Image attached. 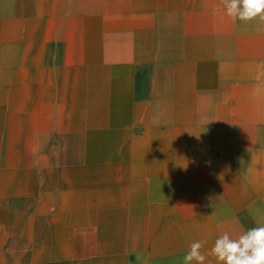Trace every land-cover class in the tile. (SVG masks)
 I'll return each instance as SVG.
<instances>
[{"label":"crops","instance_id":"1","mask_svg":"<svg viewBox=\"0 0 264 264\" xmlns=\"http://www.w3.org/2000/svg\"><path fill=\"white\" fill-rule=\"evenodd\" d=\"M262 218L264 21L0 0V264H182Z\"/></svg>","mask_w":264,"mask_h":264},{"label":"clouds","instance_id":"2","mask_svg":"<svg viewBox=\"0 0 264 264\" xmlns=\"http://www.w3.org/2000/svg\"><path fill=\"white\" fill-rule=\"evenodd\" d=\"M222 4L225 14L233 20L264 21V0H222ZM205 243L193 242L182 264H206L208 256L214 257L216 264H264V222L260 220L258 226L241 228L235 236L222 232L207 253L202 252Z\"/></svg>","mask_w":264,"mask_h":264}]
</instances>
